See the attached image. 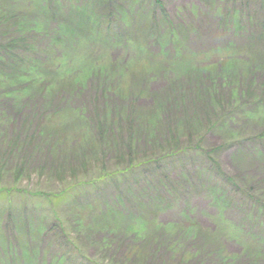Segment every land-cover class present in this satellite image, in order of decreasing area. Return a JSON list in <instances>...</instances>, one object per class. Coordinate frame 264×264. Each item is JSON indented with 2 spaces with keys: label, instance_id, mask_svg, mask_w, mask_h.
<instances>
[{
  "label": "rangeland",
  "instance_id": "rangeland-1",
  "mask_svg": "<svg viewBox=\"0 0 264 264\" xmlns=\"http://www.w3.org/2000/svg\"><path fill=\"white\" fill-rule=\"evenodd\" d=\"M0 264H264V0H0Z\"/></svg>",
  "mask_w": 264,
  "mask_h": 264
},
{
  "label": "trees",
  "instance_id": "trees-1",
  "mask_svg": "<svg viewBox=\"0 0 264 264\" xmlns=\"http://www.w3.org/2000/svg\"><path fill=\"white\" fill-rule=\"evenodd\" d=\"M162 1H163V0H155V2L157 3V5H159V6L162 5Z\"/></svg>",
  "mask_w": 264,
  "mask_h": 264
}]
</instances>
